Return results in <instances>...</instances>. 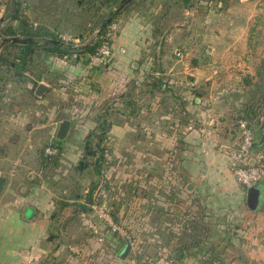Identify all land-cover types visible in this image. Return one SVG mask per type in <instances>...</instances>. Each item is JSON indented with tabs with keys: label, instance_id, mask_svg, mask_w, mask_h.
<instances>
[{
	"label": "crops",
	"instance_id": "0c3cea01",
	"mask_svg": "<svg viewBox=\"0 0 264 264\" xmlns=\"http://www.w3.org/2000/svg\"><path fill=\"white\" fill-rule=\"evenodd\" d=\"M116 20L117 31L112 40L114 55L108 64L70 62L66 57L55 55L51 63L58 70V82L51 85L45 81L46 76H40L39 79L47 86L41 94L36 93L37 82L32 80L23 87L42 103L48 102L49 94L53 92L61 97L70 92L81 98L88 97L90 104H96L124 91L129 80L139 81L141 73L149 66V55L152 54H149L147 46L156 40L155 25L141 15L139 8L119 14ZM52 56L45 54L48 60ZM183 64V72L198 81L202 80L203 74L210 72V67L200 66L196 58ZM201 83L196 87L205 88L208 81L204 85ZM159 93H163L161 86L152 95L154 111L144 105L138 112L141 117L138 131L154 133L153 143H147L148 147L138 159L144 178L139 180L142 207L137 211L141 220L138 222L139 240L144 244L151 242L155 252L166 248L175 264H264V183L251 185L259 189V203L251 206L247 196L251 186L246 187L236 181L223 152L222 144L234 140L231 134H222L223 138L219 140L210 129L193 125L189 115L193 105L188 103L192 90L186 100L175 97L168 104L166 97ZM203 98L195 96L191 102L203 105ZM219 100L212 94L206 99V107L200 106L203 107L202 113L209 114L207 105L216 104ZM4 102L1 101L0 109H3ZM87 107L86 104L80 106V117L86 114ZM177 108H183L182 112L188 118H182ZM58 111L73 114L77 113V107L63 104ZM115 112L109 131H125L124 110ZM210 112L215 114L212 109ZM62 114L53 120L49 131L43 129L49 125L44 120L40 124L24 125V131H18L21 128L18 120L7 122L0 117V264H50L57 252L66 253L65 243L80 245L83 242V252L78 256L88 255L92 262V251L85 252V248L91 240L94 241L93 237L88 241L69 243L67 239L63 240V230L57 238L51 237L57 227L66 226L64 218L71 213V203L80 201L81 198H77L79 194L89 188L82 186L102 179L101 175H85L86 183H82L83 173L76 168L82 149L78 144H67L69 135L74 132L71 131L74 120ZM147 115L150 122L146 121ZM18 116L20 114L17 113ZM62 118L71 120L67 136L58 143L62 150L56 162L44 161L40 149L50 141L55 122ZM79 120L76 125L82 131L94 126L89 115ZM262 133L256 134L257 141ZM149 148H152V154L147 151ZM74 171H77V177ZM149 180H152V193L148 190ZM83 219L91 231L88 218ZM79 223L80 228L83 222L79 219ZM125 226L132 230L130 225ZM243 230L247 231V237H243ZM115 235L126 242L123 237ZM104 251L112 254L111 247H104ZM71 258L69 255L67 260ZM102 261L98 264H106Z\"/></svg>",
	"mask_w": 264,
	"mask_h": 264
},
{
	"label": "rangeland",
	"instance_id": "374dc122",
	"mask_svg": "<svg viewBox=\"0 0 264 264\" xmlns=\"http://www.w3.org/2000/svg\"><path fill=\"white\" fill-rule=\"evenodd\" d=\"M12 1L0 0V12L2 13H0V34L4 36L24 35L21 33V30L25 27L23 23L29 20L27 22L31 23L32 21L40 27L59 31L57 34L65 33L69 35L70 39L68 41L78 45L90 39L101 21L94 23L96 4L89 5L87 8L86 3L83 5L78 4L77 0H16L20 3L19 9L22 16L10 18L4 16V10L6 6H11ZM118 1L112 3L107 10L102 7L103 11L105 10L102 17L112 7L116 6ZM137 1H139L138 7L141 10V15L150 19L155 25L154 27L157 28L158 24V29L155 30L156 40L163 39L162 44L160 42H158L159 44L154 43L155 40L147 46L149 54L152 55H149L148 69L146 68L147 70L141 73V78L138 80L145 84L148 81L146 74L151 70L153 64H157L162 69L161 72L165 81V84L161 86L163 93H159V95L166 97V104L171 103V100H175V97H182L186 100L185 98L192 90L193 93L189 94L190 102L188 103L193 105L192 110L189 112L193 125H201L210 129L211 133L215 132L218 135L219 140L223 138L222 134L226 135V133L231 134L234 139L237 136L239 116L245 113L248 114L252 108L251 104L254 105L255 101L264 98V0H191V3H187L188 6L186 7L181 3V0ZM4 4L5 7H3ZM115 22L118 25V21ZM90 28H93V30H89ZM7 32L15 33L7 34ZM82 32L85 36L77 38L78 34ZM50 37L56 38V36ZM59 39L63 40L61 37ZM5 45L6 43L1 45L0 37V53L10 54L16 49ZM158 49L160 50L159 57L154 60L153 53ZM42 50L39 48L32 52V61L24 63L23 72L18 73L21 69L13 67L14 63L11 66L6 63L0 64V105L1 101H5L2 103L3 109H0V113H2L0 117L4 118L2 121L7 122L18 120L21 125L20 129L16 128L18 131H24V125L40 124L41 120H44L49 125L46 128L43 127V129L49 131L53 125V120L59 118L62 114L59 111L57 112L61 105L77 107V113L70 114L69 111L62 114L64 116L69 115L71 119L74 118L71 126V131L74 132L69 135V142L67 143L73 146L78 144V141H81L82 137L88 133V131H82L76 125L82 117L78 114V109L80 106L89 105L91 102L88 97L81 98L70 92L64 97L53 92L49 94L48 102L42 103L30 93L29 89L26 90L23 87L30 80H34L33 82H37L36 84L43 82L38 79L40 76H46L45 81L51 85L58 82L57 79L60 78L56 74L58 70L55 69L56 65L54 66L51 63V60L55 59L56 56L54 55L48 60L45 57V51ZM178 52L181 54L178 55ZM74 58L73 55L69 58L66 57L70 62H73ZM194 58L197 59L200 66L210 67L208 73H205L203 67L201 68L205 73L201 78L203 85L205 81H208V84L202 89L196 87L197 84L201 83L200 80L192 79L189 77L190 75L183 72V63H188ZM191 81L194 85H190ZM126 85L124 91L127 90ZM141 85L136 87L134 95H130V99L134 103H121L117 106L118 110L116 111L124 110L126 115L125 124L127 126L125 131H108L104 140L107 144L109 161L112 158H118L120 163L116 165L107 161L102 165L103 171L108 172L113 177L109 180L108 186H113L114 191L117 189V191L122 190L125 193L118 196L123 197V200L125 197L123 201L125 203V213L132 220L130 226L134 227L132 231L129 230V234L135 239L134 241L139 240L137 211L138 208H142L138 202L137 189H134V187L137 183L139 184V180L144 179L141 176L142 165L138 159L148 147L147 143H153L154 140L153 131H147L146 133L138 131V123H140L141 118L138 113L139 109L145 105L150 108V111H154V105H152L154 96H150L144 91L141 92ZM223 85L225 86L223 87ZM212 94L218 96L220 100L216 104L207 105V108L210 107L209 111L207 110L209 114L202 113V108L206 107L207 104L206 99L211 97ZM195 96L198 98L205 97L203 98L205 103L197 105V103L191 102ZM149 99L151 100L149 101ZM256 103L263 102L257 101ZM14 108H17V111H14ZM211 109L215 114L210 112ZM17 113L20 114L18 118L16 117ZM115 113L111 111L109 116L114 117ZM146 121H151L149 115L146 116ZM253 126L254 128L257 127L256 120L253 122ZM36 130L33 129L32 131ZM10 131H12L11 128ZM39 131H41V128H39ZM77 146L81 147L82 145L80 143ZM147 151L152 154V148ZM74 173L77 177V171H74ZM81 173H83L82 183H86L84 177L94 176L91 167L85 168ZM89 186L86 184L82 188L87 189ZM148 190L151 193L153 192L152 180L148 182ZM147 200L149 202L150 198ZM93 213L86 217L88 223L94 220L99 221ZM84 221L85 219L82 220L83 226H80V228L77 219L69 222L66 225L67 234H65L63 240H66L68 236H72L78 238V241H88L93 234L89 233L87 235V222ZM100 225L99 230L103 231L101 233H107L104 224ZM125 239L127 238L125 237ZM138 244L147 247V250H153L151 242L146 241V244L138 242ZM120 245L119 241L109 245L106 238L102 241L91 240V243H88L87 248H85V252L87 250L92 251L93 258L90 263L91 259L88 255L78 256L65 243L64 250L66 253H63V255L61 251L57 252L58 254L56 253L52 258L51 264H85V262H87L86 264H98V261H102L101 259L104 257V253L100 252V246H113L111 252L116 258V249ZM69 255L73 257L70 261L67 260ZM128 256L129 254L125 258L114 259L112 264H126Z\"/></svg>",
	"mask_w": 264,
	"mask_h": 264
},
{
	"label": "trees",
	"instance_id": "16d2710c",
	"mask_svg": "<svg viewBox=\"0 0 264 264\" xmlns=\"http://www.w3.org/2000/svg\"><path fill=\"white\" fill-rule=\"evenodd\" d=\"M116 2L117 0H77L78 4L83 5L86 3L87 8L89 7V5L96 4L95 12H94L95 14L94 23H97L99 22V20H102L101 18H103L102 16L104 14V11L107 10V8L112 5V3L114 4ZM138 3L139 1L137 0H131L130 2L125 4L122 7V9L113 17V19L104 27L101 33L97 35L96 38L92 42H90L87 46H85L86 42H83L78 45H75L73 42L53 43L51 40H49V38H51L50 36H56V38H58L57 32L59 31L49 30L47 28L40 27L34 24L32 21L31 23L27 22L29 21L27 20L23 23L25 27L21 30L22 31L21 33H23L24 35L33 36L38 42L37 43H17V42L6 43L7 46L8 45L10 46L9 48L15 47L16 49H14V51L10 53L11 55L9 53L7 54L0 53V64L2 65L3 63H6L8 66H11L12 63H14L13 67H15L16 69H21L18 73L23 72L24 63H27L30 60L32 61L31 59L32 52L36 51L39 48L43 49L42 51H45L46 55H56L59 57H67V58L73 55L75 57L74 58L75 60L73 62L81 61L83 63H86L87 61H89L90 54L94 52L95 49L104 40V33L108 25L111 22L116 21V18L119 14L138 9L139 8ZM181 3L186 7L188 6L187 3H191V0H181ZM19 4L20 3L18 1L13 0L11 2V6H6V9L4 10V16H9L10 18H19L20 16H22L20 13ZM102 7L105 8L104 11ZM156 29H158V24H157V28L155 27V30ZM89 30L92 31L93 28H90ZM12 33H15V32H7V34H12ZM84 36L85 34H83L82 32L78 34L77 38H83ZM113 37L111 39V42L113 40ZM162 40L163 39H157L154 43L159 44L158 42H160V44H162ZM158 50L154 51L153 53L154 60H157L159 57L158 54L160 50L159 51ZM113 55H114V52L112 56L106 62L102 63V65L108 64L113 58ZM193 63L196 64V61L193 60ZM161 71H162L161 67H159L157 64L156 65L153 64V66L151 67V70L148 71V73L146 74L147 75L146 78H148V81L145 82V84L141 83L140 81H137V79H131L127 82L126 91L118 92L114 97L110 99H104L102 102L87 105L88 107L86 109V114L82 115V117L89 115V118H91L94 122V126L88 130V133L85 134L82 137V140L79 141L78 143L79 145L80 143L82 145L81 146L82 156H81V159L77 162L76 168L82 171L87 167H91V169L94 172V175H99V176L101 175L102 179L100 181H98V179L91 181L89 184L90 185L89 188L86 191H82L77 197V198H81L82 201L80 200V201L71 203L72 210H71V213L67 215L66 218H64V221H66L65 225H68V223L74 219H77L78 222H79V219L82 221L84 217H87L90 213H93L92 204L94 203L98 204V203H103V202L107 205L113 219L117 223H120L121 225L126 227L125 225H130V222H132V220L128 218L129 215L125 213V207H124L125 203L123 202L125 200V197L123 200V197L118 196L119 194H123L124 192L122 190L117 191V189H115L114 191L113 186L111 187L108 186L109 180L113 179V177L109 175L108 172H104L102 169V165L107 161L108 163H113V164L115 163L116 165L120 163L118 162V158H115V159L112 158L109 161L108 159L109 153L107 152L108 151L107 144L104 140L107 137L110 125L112 123V119L109 116L111 111L115 112L116 110H118L117 108L118 104H121V103L129 104L132 102L134 103V101L130 99V95L131 94L134 95V91L136 87H138L141 84H143L141 85L142 86L141 92L144 91L145 93L152 96L160 88V86L165 84ZM192 89H196V88H192ZM115 98H117V101L115 100ZM257 101H261L263 103L258 104L256 103ZM257 101H255L256 104L255 103L254 105L251 104L252 108H251V111L248 112V114L245 113L239 116V118L244 117L249 120L250 125L252 129L254 130L255 134L264 132V98H262V100H257ZM177 110L180 113H182L181 115L182 118H188L187 115L182 112L183 108L181 110L177 108ZM255 120L257 121L256 128H254L253 126V122H255ZM79 121L80 120H78V123H80ZM47 146L56 147L58 152L53 153V154L46 153L45 148ZM255 148L257 150L264 151V144L262 146H259L256 141ZM61 150L62 148L60 147V144H54V143H51L50 141H47L44 143V145L40 149V154H41V157L44 159V161H49V162L54 163L56 162V159L58 158V155L61 152ZM258 183L259 182L253 185H256ZM139 187L140 185L137 183L134 189L135 188L137 189L136 192L138 193V202L140 203ZM120 209H123V212H121ZM81 213H84V215H82ZM55 214L56 213L53 214V217L55 220H57V216ZM137 221L138 222L141 221L139 219L138 213H137ZM140 223H143V221ZM100 228L101 226L99 227V229ZM131 228L133 230L134 227H131ZM137 229H138V224H137ZM61 230H63L65 234H67L66 226L57 227L56 231H53L54 233L51 234V237L53 239L57 238ZM106 231L107 233H102V234L104 235V238H106L109 245H112L111 244L112 242L117 243V241L121 243L120 249L116 251V255H117L126 242L120 239L119 237L117 239V236L115 235V233L109 232L107 228H106ZM86 232H87V235H89V233L90 234L93 233L92 231H86ZM99 232H103V231L99 230ZM75 241H78V238H74L72 236L67 237V242L70 243V242H75ZM83 243L80 244L82 248H84ZM108 247H111V246H108ZM138 247L142 250L136 251L137 258L142 257L143 255L147 254V247H143L140 244H138ZM99 248L101 250L100 252L103 253L102 251H104V247L100 246ZM116 258L114 257L115 260H118V258L121 259L118 255L116 256ZM49 263L50 264L52 263V259L50 260Z\"/></svg>",
	"mask_w": 264,
	"mask_h": 264
},
{
	"label": "built area",
	"instance_id": "2783aa9c",
	"mask_svg": "<svg viewBox=\"0 0 264 264\" xmlns=\"http://www.w3.org/2000/svg\"><path fill=\"white\" fill-rule=\"evenodd\" d=\"M116 29L117 25L115 21L108 25L104 33V40L89 56L91 64H102L112 56L114 49L111 39L114 36ZM58 36L66 43L69 42V35L59 33ZM178 54L180 55L181 53L178 52ZM190 85H194V83L191 81ZM237 124V136L231 143L222 145L223 152L225 153L229 163V168L236 181L243 186H250L257 182H264V151L257 150L255 148L257 138L249 120L247 118L240 117ZM45 152L53 154L57 153L58 150L56 147L47 146L45 148ZM92 207L93 212L99 220L89 222L91 231L94 233L92 237L98 241L104 240V235L99 232V227L101 226L100 224H104L109 232L116 233L124 239L126 237L127 239L125 240L131 244L132 249L128 252V264H175L172 254L169 253L166 248L158 249L156 252L154 249H148L147 254L137 258L135 251L142 250L138 247V242L142 243L143 241L138 240L139 238L137 239L138 241H134L135 239L131 237V234H129L130 231L113 219L109 208L104 202L98 204L94 203L92 204ZM242 235L243 237H247V231L243 230ZM69 248L77 254L83 252L81 245L73 244L69 245ZM103 253L104 257H106L103 262L106 264H112V262H114V255L109 251H103Z\"/></svg>",
	"mask_w": 264,
	"mask_h": 264
},
{
	"label": "water",
	"instance_id": "95a60500",
	"mask_svg": "<svg viewBox=\"0 0 264 264\" xmlns=\"http://www.w3.org/2000/svg\"><path fill=\"white\" fill-rule=\"evenodd\" d=\"M131 0H119L117 5L112 7L107 14L102 18L101 22L99 23L98 27L90 37V39L85 43V46H87L90 42H92L97 35L101 33V31L104 29V27L113 19V17L122 9V7L130 2ZM1 45L8 43V42H17V43H37L38 41L31 35H1ZM53 43H64L65 41L51 37L49 38ZM46 84L44 82H39L36 85V93L41 94L42 91L46 89ZM71 126V120L69 118H62L55 122L54 129L52 131L51 135V143L58 144L62 139H64L70 129ZM264 142V133H262L257 141V144L259 146H262ZM258 195H259V189L257 186H251L248 189L247 196H248V203L251 206L258 205ZM233 240V239H232ZM235 240V238H234ZM233 240V241H234ZM131 249V244L129 242H126L122 249L117 254L120 258H125L128 254V252Z\"/></svg>",
	"mask_w": 264,
	"mask_h": 264
}]
</instances>
